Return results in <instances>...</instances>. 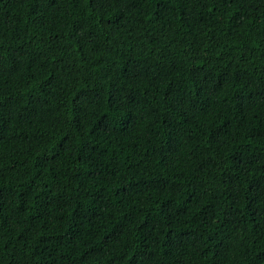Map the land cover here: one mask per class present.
I'll use <instances>...</instances> for the list:
<instances>
[{
    "label": "trees",
    "instance_id": "trees-1",
    "mask_svg": "<svg viewBox=\"0 0 264 264\" xmlns=\"http://www.w3.org/2000/svg\"><path fill=\"white\" fill-rule=\"evenodd\" d=\"M0 264H264V0H0Z\"/></svg>",
    "mask_w": 264,
    "mask_h": 264
}]
</instances>
